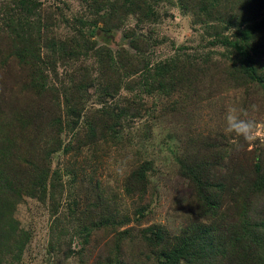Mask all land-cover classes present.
Instances as JSON below:
<instances>
[{
    "label": "rangeland",
    "instance_id": "1",
    "mask_svg": "<svg viewBox=\"0 0 264 264\" xmlns=\"http://www.w3.org/2000/svg\"><path fill=\"white\" fill-rule=\"evenodd\" d=\"M26 1L0 0V264H158L152 229L208 216L195 176L224 186L205 222L244 236L223 263L264 264V144L222 131L228 106L264 121V34L251 77L223 40L246 0Z\"/></svg>",
    "mask_w": 264,
    "mask_h": 264
},
{
    "label": "trees",
    "instance_id": "2",
    "mask_svg": "<svg viewBox=\"0 0 264 264\" xmlns=\"http://www.w3.org/2000/svg\"><path fill=\"white\" fill-rule=\"evenodd\" d=\"M18 4H22L27 2L26 0H15ZM257 3V4H256ZM245 11L242 15H247L252 13V16L242 18L240 17L236 22L232 20L236 18L234 15H229L227 17H223L228 24H234V27L237 23H240L237 26V31L232 32L231 35L224 36L223 40L233 48L235 51L238 59L243 60L244 71L240 73H244L246 76L251 75L256 76V72L254 68H252V60L253 57L251 52L256 51V46L252 44V38H260L264 34V0H246L245 3ZM256 5V6H255ZM186 7V6H185ZM18 12V11H17ZM256 31H259V34H256ZM25 36L19 35L20 47H16L15 45V52L18 55V52L22 54V59L26 61L23 57L29 56V50L27 49V44L29 42L30 45H34V39L31 37L30 34L22 32ZM28 37V38H27ZM60 48H65V46L61 45ZM36 51V50H34ZM19 56V55H18ZM249 63V65H248ZM171 66L166 64V62H160L155 67V73L157 80L155 84L156 87H159L162 93L168 94L169 93V78L167 77L169 74ZM259 77V76H257ZM262 83L264 80L262 77H259ZM111 108V107H110ZM110 108H104V113H112L113 111ZM124 109H121L118 112H122ZM113 116V114H107ZM106 117V114L102 115ZM103 126V124H102ZM96 125H93L89 128L88 136L94 137L96 132ZM93 138L92 140H94ZM196 169V168H195ZM144 171L140 170L136 172L135 175L131 174L129 180L131 181V188L126 186V192H133L134 189L138 187H133L135 184L134 182H143L145 181ZM204 181L199 182V176H195L196 183L194 184L197 190L201 191L202 197V204L204 205V212L207 213L208 216L204 218L205 221H209L207 219H213L214 216H218L221 213V206H222V194H223V184L222 182H217L216 184H210L206 176H203ZM217 181V180H215ZM259 183V182H258ZM262 184V183H259ZM241 216H244V211L241 212ZM111 218H107L106 221L108 224H112L114 222L113 216ZM210 217V218H209ZM203 222L200 221L198 226L190 231L188 234L173 236L171 238L167 234L164 228L156 227L153 236L155 239L149 238V244L151 246H155L152 248V251L160 255L161 258H158V264H225L223 263V256L230 253V247L225 244V239L231 242L232 247L238 248L236 242H240L243 240L241 234H234L231 236L230 231L228 229V224L226 220H222L219 226H213L212 222ZM153 228V227H149ZM256 228V224H252L251 229H244L245 233L254 231ZM243 231V229H241ZM226 234V236L224 235ZM230 235V236H229ZM151 236V237H153ZM229 236V237H228ZM240 236V237H239ZM159 245L156 247V243ZM171 241V242H170ZM242 259L243 264H251L254 261V256L250 255V260L247 257H239L231 255L230 263L236 264L235 259ZM110 264V263H105ZM115 264H125L123 260L116 261Z\"/></svg>",
    "mask_w": 264,
    "mask_h": 264
},
{
    "label": "clouds",
    "instance_id": "3",
    "mask_svg": "<svg viewBox=\"0 0 264 264\" xmlns=\"http://www.w3.org/2000/svg\"><path fill=\"white\" fill-rule=\"evenodd\" d=\"M222 131L243 138L249 145L257 141L264 144V121L249 118L245 110L234 105L228 106L224 113Z\"/></svg>",
    "mask_w": 264,
    "mask_h": 264
}]
</instances>
